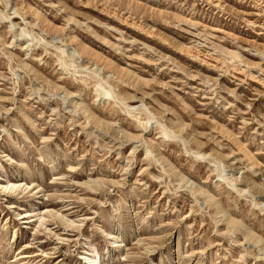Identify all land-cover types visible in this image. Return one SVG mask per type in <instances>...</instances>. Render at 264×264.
Returning <instances> with one entry per match:
<instances>
[{"label":"rangeland","instance_id":"1","mask_svg":"<svg viewBox=\"0 0 264 264\" xmlns=\"http://www.w3.org/2000/svg\"><path fill=\"white\" fill-rule=\"evenodd\" d=\"M89 256L264 264V0H0V264Z\"/></svg>","mask_w":264,"mask_h":264},{"label":"bare ground","instance_id":"2","mask_svg":"<svg viewBox=\"0 0 264 264\" xmlns=\"http://www.w3.org/2000/svg\"><path fill=\"white\" fill-rule=\"evenodd\" d=\"M60 49H61V48H60ZM60 52H61V54H63V55L67 54L66 50H63V49H61ZM69 56H70V57H75V56H78V55H77L76 53H73V52H72V53L69 54ZM75 58H76V57H75ZM90 252H91V251H89V253H90ZM85 259H87V260L89 261L88 264H95V259H96L95 256H94V258H93V256H92V257L89 256V257H87V258H85ZM87 260H86V261H87Z\"/></svg>","mask_w":264,"mask_h":264}]
</instances>
